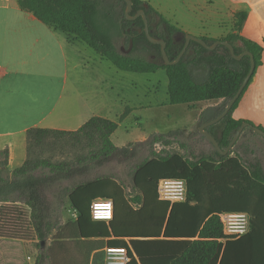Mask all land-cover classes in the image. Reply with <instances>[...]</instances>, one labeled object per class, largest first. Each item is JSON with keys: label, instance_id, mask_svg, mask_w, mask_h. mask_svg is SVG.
I'll use <instances>...</instances> for the list:
<instances>
[{"label": "trees", "instance_id": "obj_1", "mask_svg": "<svg viewBox=\"0 0 264 264\" xmlns=\"http://www.w3.org/2000/svg\"><path fill=\"white\" fill-rule=\"evenodd\" d=\"M132 1L131 15L144 9L152 35L166 39L167 53L171 60L176 59L185 44L178 37L186 32L150 2ZM19 3L43 22L85 42L119 69L138 73L165 69L171 104L220 101L202 110L200 125L225 110L251 67L249 55L236 59L224 44L211 50L194 40L178 63L167 64L161 45L148 39L143 17L127 18L125 0H19ZM246 18L247 12H237L234 32L219 38L232 43L237 54L251 51L256 61L250 81L230 112L206 128L222 149L229 146L244 121L256 125L234 117L263 63V44L240 34ZM121 38L126 48L118 46ZM203 38L210 44L218 40ZM147 51L150 57L142 54ZM130 111L126 108L121 118ZM257 126L264 130V126ZM118 127L116 120L93 116L74 131L31 128L27 133V159L14 169L9 168L8 150H2L0 237L32 238L28 222L39 243L36 264H95L98 256L95 254L92 262L91 254L105 246L128 248L131 257L128 264H264V150L261 155L255 146L242 143L247 135L264 139L262 135L246 127L224 155L198 129L213 147L198 159L183 151H152L151 157L137 162L140 149H153L159 143L169 147L168 138L178 139L185 135L184 130L154 132L143 141L121 147L112 139ZM178 144L186 146L184 142ZM114 165L125 166L133 186L143 193V200H132L140 203V207L134 208L128 200L118 199L124 195V189L116 181V173L104 171ZM166 177L187 181L186 201L171 204L159 200L158 183ZM154 197L158 204L152 201ZM96 198L114 200L113 220H93L91 203ZM66 203L78 212L74 222H64L60 216ZM227 211L248 212L250 232L239 239L222 241L225 236L221 214ZM120 224L126 228L120 230ZM125 237L130 238L129 243L123 240ZM48 239L54 240L57 248L49 246L41 252L42 242ZM72 249L79 253L68 255ZM18 262L12 260L11 264H22L23 257Z\"/></svg>", "mask_w": 264, "mask_h": 264}, {"label": "crops", "instance_id": "obj_2", "mask_svg": "<svg viewBox=\"0 0 264 264\" xmlns=\"http://www.w3.org/2000/svg\"><path fill=\"white\" fill-rule=\"evenodd\" d=\"M212 3L225 6L230 26L224 23L227 22L224 19L220 25L226 27L217 31H211L204 20L200 25L180 21L173 24L186 33L219 39L234 32L237 12H247L240 34L263 44V63L245 91L234 117L264 126V0H212ZM77 41L43 22L35 13L23 9L19 0H0V153L8 150L10 169L21 166L27 159L29 129L40 127L74 131L93 116L110 118L104 113L105 105L97 98L82 95L75 88L76 82L69 84L70 69H79L82 65V60L74 55ZM119 127L112 135L117 146L148 138L142 136L131 143L115 141V137L120 139L117 134ZM106 169L116 173V181L124 189V195L118 199L128 200L134 208L140 207V203L132 200H143V193L128 179L127 168L114 165ZM152 201L159 202L155 197ZM72 211L75 218L69 221L74 222L78 212L76 209ZM124 225H118L120 230L126 228ZM123 240L130 242L129 237ZM37 241L36 237L28 240L0 237L1 264H11L12 260L18 262L20 257H23L22 264H36L39 248L34 247V243ZM50 247L57 248L54 240H51ZM100 252L104 257V248L95 250L91 254L92 262L95 254ZM75 253L79 252L72 249L68 255ZM95 264L100 263L97 260Z\"/></svg>", "mask_w": 264, "mask_h": 264}, {"label": "rangeland", "instance_id": "obj_3", "mask_svg": "<svg viewBox=\"0 0 264 264\" xmlns=\"http://www.w3.org/2000/svg\"><path fill=\"white\" fill-rule=\"evenodd\" d=\"M144 1L150 2L172 23L180 21L200 25L202 23L201 20H204L211 31H217L226 27L220 25V21L224 19L227 21L224 23L230 26L225 6L220 3H212V0ZM179 41L183 42V40ZM76 46L77 49L75 48L74 55L82 60V65L79 69H70L69 84L76 82L75 88L82 95L90 99L97 98L105 105L104 113L111 119L121 123L117 132L120 139L117 140V137H115V141L131 143L142 136H149L154 132H168L173 129L184 130V136H180L178 139L168 138L169 147H164L163 143H159L153 149H140L136 159L137 162L151 157L152 151L156 153L183 151L187 156H193L194 159H198L208 150H213L210 141L198 133L200 113L207 106L217 104L220 101L203 102L195 105L171 104L168 94L169 80L165 69L149 73L125 71L119 69L110 61L102 59L95 49L85 42L79 40L76 42ZM118 46L126 48L127 44L121 38L118 40ZM142 54L150 57L148 51ZM126 108H130L131 111L121 118ZM178 141L184 142L186 146L184 148L181 147ZM242 143L255 146L259 153L263 155V138L247 135L242 140ZM165 144L167 145V142ZM190 146H193L192 151H190ZM104 171L105 173L110 172H107V169ZM127 176L129 179L128 170ZM65 205H67L66 208H62L59 212L64 222L75 218V213L72 211L73 208L69 206V203ZM28 215L29 211L27 210V217ZM26 224L29 228L28 230H31L33 237H36L31 225L28 222ZM50 243L51 239H48L44 242V245L41 244V252L47 250ZM38 245V241L34 243V247L38 248ZM97 256L101 264L103 253L100 252Z\"/></svg>", "mask_w": 264, "mask_h": 264}, {"label": "built area", "instance_id": "obj_4", "mask_svg": "<svg viewBox=\"0 0 264 264\" xmlns=\"http://www.w3.org/2000/svg\"><path fill=\"white\" fill-rule=\"evenodd\" d=\"M187 181L182 178L166 177L158 183V197L171 204L187 200ZM93 220L110 222L115 216V202L111 198H96L91 203ZM224 239H239L250 232L251 215L244 211H227L221 214ZM129 250L121 246H105L103 264H128Z\"/></svg>", "mask_w": 264, "mask_h": 264}, {"label": "water", "instance_id": "obj_5", "mask_svg": "<svg viewBox=\"0 0 264 264\" xmlns=\"http://www.w3.org/2000/svg\"><path fill=\"white\" fill-rule=\"evenodd\" d=\"M126 2V15L128 19H136L139 16H142L144 21H145V27H144V31L147 34L148 39L154 43V44H160L161 45V50H162V54L163 57L165 59V62L167 64H176L178 63L183 55L186 53L191 41H197L199 43H201L204 47L208 48V49H214L218 44H224L226 45L234 58L236 59H241L244 55H249L251 57V67L249 72L247 73L246 77L244 78L240 88L238 89V91L236 92V94L233 96V98L230 100V102L228 103V105L226 106L225 110L215 119H212L210 121H207L203 124L200 125L199 130L202 134H204L217 148V150L221 153V154H228L230 152V150L234 147V145L236 144V142L238 141L239 137L241 136V134L243 133L244 129L246 127H251L254 131H256L257 133H259L260 135H262L264 137V130L262 128H260L257 125H253L248 121H244L240 128L238 129V131L236 132L234 138L232 139L231 143L229 144V146L226 149H222V147L220 146L218 140L216 139V137L211 134L210 132H208L206 130V128L210 125H213L219 121H221L232 109V107L234 106L235 102L238 100V98L240 97V95L242 94L243 90L245 89L246 85L248 84V82L250 81L255 69H256V61H255V57L253 55V53L251 51H245L242 54H237L235 51V47L232 43H230L227 40H216L213 44L208 43L202 36H198L192 33H186V34H180V36L178 37V40H184L185 44L183 49L181 50V52L178 54L177 58L174 60H171L168 53H167V42L166 39L164 38H157L154 37L151 33V29H150V24H149V20L147 18V15L145 13L144 9H140L135 15H131V11L133 9V1L132 0H125ZM140 31H143V29H140ZM42 245H44V242H42Z\"/></svg>", "mask_w": 264, "mask_h": 264}]
</instances>
